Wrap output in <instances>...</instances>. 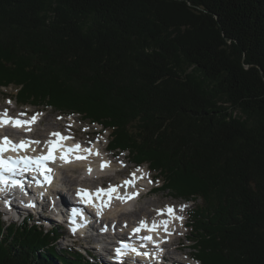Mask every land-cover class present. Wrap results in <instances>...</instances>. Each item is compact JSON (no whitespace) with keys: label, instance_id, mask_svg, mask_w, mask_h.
Listing matches in <instances>:
<instances>
[{"label":"trees","instance_id":"obj_1","mask_svg":"<svg viewBox=\"0 0 264 264\" xmlns=\"http://www.w3.org/2000/svg\"><path fill=\"white\" fill-rule=\"evenodd\" d=\"M10 87L102 126L154 192L193 202L200 264H264V0H0ZM59 236L0 221V264H99Z\"/></svg>","mask_w":264,"mask_h":264},{"label":"rangeland","instance_id":"obj_2","mask_svg":"<svg viewBox=\"0 0 264 264\" xmlns=\"http://www.w3.org/2000/svg\"><path fill=\"white\" fill-rule=\"evenodd\" d=\"M16 93V91L10 87V88H6V89H1L0 90V111H4L5 109L8 110H12L14 112L15 115L17 114H22L27 110H31L36 111L34 108L31 107H17L15 105L14 100L11 98L14 94ZM10 101V103H9ZM41 111V110H40ZM44 111V116L41 120L40 125L37 127L36 131H35V136H37L38 138H42L44 136H46L48 134L49 131H47L48 128L51 129V131H54L56 129H61L63 127H66L68 125V123L73 124L74 129H75V133L77 135V138L80 141H92L93 137L95 136V134L100 133L101 132V128L97 125H89L85 122H83L80 118L74 116V117H65V116H59L58 114L50 111L49 109L47 110H43ZM58 117L60 119H58ZM103 134V140H102V147H105L106 144L108 143L109 137H108V132L102 133ZM44 140V139H43ZM107 156H110L111 154L106 153ZM126 159H128L127 155H121L120 156V160L118 161V159H113L114 161V165L116 166L114 169L119 170V174H117L116 176H113V173H109L106 177H103L99 180L100 184H108V183H112L114 181H118L120 179H123L124 177L127 176V172L128 170L133 167L130 163H128L126 161ZM116 163V164H115ZM146 167V166H144ZM79 172L80 170H74ZM73 170L70 172V177L69 179H75V180H81V177H79L80 175H72V173L74 172ZM107 174V173H106ZM105 174V175H106ZM150 175L154 176V173H150ZM95 183V184H97ZM148 183L150 184V181H148ZM152 186L155 188L159 185H161V181L160 180H154L153 182H151ZM171 194V195H170ZM174 196V195H173ZM68 202V201H67ZM150 205H149V204ZM169 203L172 204H179L180 207L183 206L184 208H189L188 211V223L190 224V220H189V212L192 208V203L188 202L185 203L183 200L180 199H174V197H172V193L169 192H152L148 195H144L137 203H136V210L132 215L137 216V218L139 217L138 215V209L140 207H144V209L146 208L147 212V216L151 217L154 215L155 211L157 208L163 207L168 205ZM137 211V212H136ZM44 215L47 217L48 215L50 216V211L44 213ZM127 217L129 215H126ZM155 216V215H154ZM43 221L45 223H47V221L49 220H45L43 219ZM3 222L7 225L9 223H11V221H7L5 222V220L3 219ZM42 225V223H40ZM54 224H52L53 226ZM43 226V225H42ZM47 226V225H46ZM186 234L189 237V239H192V236L188 233L190 229L186 228ZM60 233H63V230L59 231ZM177 233V232H176ZM183 237V232L178 233ZM176 237H178V235H175ZM179 243L176 241L177 243V252L175 254L172 253V255H174L175 258H177V261L180 262V264H189V262L186 260V256L191 254V243L189 242L188 239L186 238H180ZM107 243V242H105ZM175 243V245H176ZM65 241L59 240L58 242V246H57V251L61 252V251H65L66 248L64 246ZM71 247H75L77 250L83 251L85 250V248H88V245L84 242V241H80L75 243L74 246H69L67 247V249L71 248ZM179 247V248H178ZM169 251L172 252V248H169Z\"/></svg>","mask_w":264,"mask_h":264},{"label":"snow or ice","instance_id":"obj_3","mask_svg":"<svg viewBox=\"0 0 264 264\" xmlns=\"http://www.w3.org/2000/svg\"><path fill=\"white\" fill-rule=\"evenodd\" d=\"M9 103H10V101H9ZM39 115H42V114L37 113L36 115L32 116L31 119L28 121H20L18 119H12V118L4 119L3 117L7 116V110H5L4 113L0 114V125L11 124L12 127H15V128L24 127V128H26V130L31 131L30 125L35 123V121L37 120V117ZM58 119H60V118L58 117ZM51 135L53 137H57L58 139L48 141V145H50L51 148H50L49 156H47V157L41 156L37 159H31V158L25 157L22 160H15V161L11 160L10 158L8 160H4L2 158V153L4 151H7L8 148L7 147H0V185H4L3 188H0V191L7 190L9 187H11V188L19 187L21 189V191H23V185L20 183V181H18L16 179H9L7 176H5V173L10 174L11 176H15L17 170H19L21 172L28 171V170L32 169L33 166H35V169H37V170L43 169L45 173L51 171L50 169L45 168L46 162L48 160L52 159L51 153L60 147V141L69 138V137H64L59 132H53V133H51ZM27 143L39 144L40 141H38V140L37 141H21V144L19 146H17L15 144H12L11 140L7 136L3 137V144L4 145H11V150H13V151H15L17 149V147H20L22 149L23 146ZM79 147H80L79 145H76L77 149H79ZM68 151L72 152L71 149H69ZM85 151H88V150H85ZM76 158L77 159H83V157H80V156H77ZM61 159H64L65 162H68V158L66 156H61ZM21 165H23V167H20ZM104 166L105 165H101V168L103 169ZM89 171H91V170H89ZM136 171H140V170L137 169ZM134 176H135V173H133V177ZM45 180H46V182H49V183L51 182L47 175H45ZM150 183H151V181H150ZM124 184L127 186H134L132 181H125ZM81 191H83V190H81ZM114 191H116V189H113L111 187L108 190L98 189L97 190V193H98L97 199H100V194H105L109 197V200H110L112 198L111 193ZM78 195H79V193H78ZM137 195H138V193H137ZM115 198L121 199V200L124 199L123 197H120V196H117ZM131 198L132 197H129V199H131ZM81 200L84 203H88V204L92 203L91 197L87 193H85L84 196H81ZM27 206L32 207L33 205H27ZM92 206L96 207L95 204H93ZM104 206H107V204H105ZM181 211H183V206L181 207ZM167 213L170 215H173V218H177L174 215V209L172 207H168ZM100 214H101V209L97 208V215H100ZM161 214H163V213H161ZM179 219L182 220L183 217H179ZM140 224H141V227L134 229L133 230L134 232L138 233L142 229H146L148 231H154L157 227L156 225H153L152 228H148L145 221H141ZM164 226H165V231H167V222H165ZM143 239L151 240V237L145 236V237H143ZM124 247L129 248L128 245H124ZM130 251L135 252L137 255L141 254V253L137 252V250L135 248H130ZM117 252L119 254L120 250L118 249Z\"/></svg>","mask_w":264,"mask_h":264},{"label":"bare ground","instance_id":"obj_4","mask_svg":"<svg viewBox=\"0 0 264 264\" xmlns=\"http://www.w3.org/2000/svg\"><path fill=\"white\" fill-rule=\"evenodd\" d=\"M38 121V120H36ZM32 128H34L33 124H31ZM48 134L46 136H49L51 135L52 131L50 128L47 129ZM54 132V131H53ZM6 136H10L12 137L11 135L7 134ZM46 137L44 136V139ZM39 141L40 139H34V141ZM45 143L43 141H40L39 144H34V149H41L43 147ZM111 165H105L103 167V169H105V172H102V168L101 167H90L89 170L91 171H88L87 172V169L88 167L85 166V164L81 163V164H75V165H70V166H66L64 168H61L59 169V172L60 174L58 175L59 177H61L66 185V187H69L70 189H73L75 190L76 192H82L81 190L86 188V189H89L92 185L89 184L91 182V180H87V179H83L82 181H79V180H75V179H69V174L70 172L73 170H80V171H84L87 175L89 176H102V175H105L106 173L110 172L111 169H114L116 166L114 164H112V162L110 161ZM96 174H95V173ZM80 177V176H79ZM50 186V185H49ZM49 186H45L43 187L44 188V194H46V196L51 199V198H54V201L57 200L58 198V195L57 194H54L53 196H51L50 194V187ZM48 199V200H49ZM67 200V199H65ZM149 204V203H148ZM150 205V204H149ZM41 206V214L43 216L44 213L50 211V215H52L53 217L55 216H58L59 214V211L57 209V207H49V206H52V205H49V206H46L45 202H42L40 204ZM166 210L168 209V207H171L170 205H166ZM126 209V208H124ZM136 210V206H135V209H134V212ZM146 211V208L144 209V207H140L138 209V218L137 216L135 215H132L133 213H131L128 217L124 214V211H123V206H116L110 210H106L104 212H102L101 214L103 215L104 217V222L101 224L102 225H109V227H113L114 225L118 226V232L117 233H114V238H116L117 240H119L117 237L118 235H120L121 233H129L131 229H134V228H139V224H140V221H145L146 224H147V227L151 228L153 225H156L157 222L161 223L160 222V218L161 217H164L165 216V212H163V210H159L160 213H164V214H160L159 216L158 215H155V216H151L149 217V219L147 218L148 214ZM137 212V211H136ZM39 214V216L41 215ZM49 217V215L47 216ZM154 218V219H153ZM170 221L171 222H178L179 224H181V221L180 220H177L176 218H173V217H170ZM144 230V229H142ZM147 231V230H145ZM93 232H96V231H93ZM112 233L110 232V235ZM111 238V237H110ZM179 248V247H178ZM177 250V246H176V249Z\"/></svg>","mask_w":264,"mask_h":264}]
</instances>
